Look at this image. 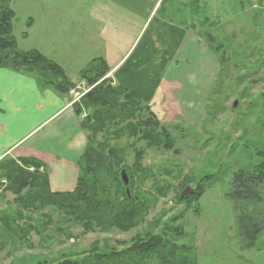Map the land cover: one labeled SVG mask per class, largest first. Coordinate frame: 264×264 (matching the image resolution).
<instances>
[{"label":"rangeland","instance_id":"obj_1","mask_svg":"<svg viewBox=\"0 0 264 264\" xmlns=\"http://www.w3.org/2000/svg\"><path fill=\"white\" fill-rule=\"evenodd\" d=\"M153 2L12 0L13 33L20 50L39 48L72 74L94 56L118 60ZM157 13L189 35L187 49L174 64L176 70L166 73L167 84L158 97L136 99L144 108L140 116L154 113L168 134L151 144L141 132L119 133L117 123L97 134L107 150L121 149L117 159L103 160L111 172L104 173L103 187L111 199L128 197L134 226L127 231H85L82 223L54 206L17 202L11 191L3 190L9 182L0 179L1 264H84L95 255L121 252L133 241L154 236L175 249L158 253L161 259L136 264H264V181L256 186L248 181L251 196L241 194L236 184L238 173L264 162V0H164ZM76 16L85 19L83 36L71 22ZM91 88L81 79L67 95L79 103ZM124 104L119 100L108 109L122 110L127 116L122 125L128 127L132 119ZM81 110L84 120L92 114ZM50 168L55 170L50 175L53 189L75 188L79 167ZM39 169L40 174L46 171ZM124 169L128 187L122 180ZM187 186L195 193L181 197ZM29 195V190L22 193L24 198ZM244 225L257 229L255 237Z\"/></svg>","mask_w":264,"mask_h":264},{"label":"trees","instance_id":"obj_2","mask_svg":"<svg viewBox=\"0 0 264 264\" xmlns=\"http://www.w3.org/2000/svg\"><path fill=\"white\" fill-rule=\"evenodd\" d=\"M11 1L0 0V67H9L36 75L43 86L67 95L68 89L75 83L67 76L62 66L37 49L25 51L18 48V42L13 33L16 14L11 7ZM163 1H160L157 12H159ZM30 24L31 21L29 27ZM24 34L27 36L28 33L24 32ZM109 72L110 67L103 57L92 59L80 71V79L85 80L92 88L84 94L81 102L73 104L75 113L81 117L80 124L87 137L85 151L79 160V175L73 190L69 192L52 191L48 173L45 174L46 171L41 174L38 172L39 168L44 166L33 159L14 160L12 157H6L0 161V179H6L9 182L8 186L3 189L5 193L11 191L16 196L17 202L28 203L26 207L54 206L67 213L73 222L82 223L85 231L97 229L108 231L112 228L127 231L134 226L131 221L132 214L128 212V197L125 196L120 201V197L115 195L118 198L111 199L109 198L111 197L110 193H106L103 187L104 173H111L110 169L104 168L103 160L109 162L107 157L117 159L121 155V149L107 150L104 143L98 142L97 134L105 131L107 125L112 123L119 125V133H128V130L141 132L151 144H159L162 137L168 134L164 128H160V122L154 113L149 117H144L143 114L140 116L141 110H144L136 101V99L141 100L140 95L122 85L113 87L110 83L111 80L106 77ZM119 100H123L125 103L123 108L126 107L128 118L132 119L128 122V127L122 125L127 118L122 110L109 112V106L115 105ZM82 107L92 111V114H89L85 120L82 119ZM101 112H105V114H101ZM8 159H12V161L8 162ZM29 167L37 170L35 173H30L25 169ZM124 172L128 176V172L126 170ZM249 180L255 183L254 186L264 181V162L256 165L250 171L243 170L237 174L238 190L246 196L252 195L249 194L252 191L248 187ZM25 190L31 192L27 198L22 196ZM119 201L120 203H118ZM137 211L138 208H136ZM0 220L3 223V219ZM246 221L251 222L250 219ZM256 230L252 226L244 227V231L253 237H255ZM172 247L165 238L154 236L149 237L146 241H133L128 249L121 252H115V250L106 256L95 255L84 264H108L110 260L120 264H136L144 259L158 260L161 259V256L157 258L158 253L167 249L174 250L175 248ZM50 264L83 263L65 260Z\"/></svg>","mask_w":264,"mask_h":264},{"label":"crops","instance_id":"obj_3","mask_svg":"<svg viewBox=\"0 0 264 264\" xmlns=\"http://www.w3.org/2000/svg\"><path fill=\"white\" fill-rule=\"evenodd\" d=\"M160 1L154 0L152 10L147 11L144 22L141 21L138 34L118 60L113 61L112 58L108 62L104 56L110 67L107 76L139 94L145 101L158 97L160 89L165 88L166 73L169 75L176 70L174 64L178 62L179 55L186 51L189 38L182 27L158 16ZM72 21L74 29H80L83 36L84 17L76 16ZM64 24L65 20H62V28ZM96 24L99 27L100 19H96ZM98 37L105 38L100 34ZM27 38L29 36L24 40ZM91 39L90 36L86 38L89 42ZM47 57L59 64L52 54H47ZM96 57L102 56L92 59ZM85 66L72 74L65 66L62 67L71 81L77 83L81 80L80 71ZM74 75L77 77L72 78ZM174 110L180 111V108ZM80 123L81 118L75 113L73 100L68 95L43 86L36 75L0 67V161L6 157L38 161L49 174L51 186L50 175L55 170L50 166L79 167L87 143Z\"/></svg>","mask_w":264,"mask_h":264},{"label":"water","instance_id":"obj_4","mask_svg":"<svg viewBox=\"0 0 264 264\" xmlns=\"http://www.w3.org/2000/svg\"><path fill=\"white\" fill-rule=\"evenodd\" d=\"M122 180H123L124 184L128 187V185H129V177L127 176V174L125 172L122 173ZM193 192H194L193 188L191 186H187L183 190V192L181 193V197H188Z\"/></svg>","mask_w":264,"mask_h":264}]
</instances>
